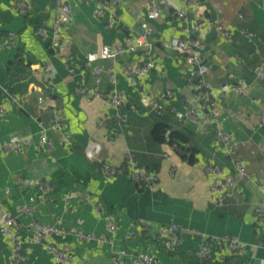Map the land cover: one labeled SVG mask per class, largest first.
I'll return each mask as SVG.
<instances>
[{
	"label": "crops",
	"instance_id": "obj_1",
	"mask_svg": "<svg viewBox=\"0 0 264 264\" xmlns=\"http://www.w3.org/2000/svg\"><path fill=\"white\" fill-rule=\"evenodd\" d=\"M20 1L0 0V143L21 134H32L34 143L19 151L0 150V204L12 214L21 205L35 206L32 214L18 219V231L25 241L23 264H67L56 262L45 246L27 242L26 225L33 219L46 224L60 221L62 228L103 238L85 241L67 235L51 239L79 264H111L114 249L149 253L160 264H264V228L255 214V208L264 204V127L258 124V115L264 111V79L256 73L264 59V0H200L197 13L187 20L179 18L169 4L158 19L149 20L143 11V18L137 20L134 12L149 0H118L117 11L124 22L116 29L106 28L105 21L95 17V0H69L73 19L64 33L67 51L78 66L74 75L48 42L36 35L40 24H49L56 16V0H31L27 15L19 14L16 4ZM173 2L186 8L182 0ZM201 17L222 22L231 30L230 39L215 30L207 33L199 52L209 66L205 78L219 103L223 129L239 144L245 143L232 154L217 142L219 126L212 113L200 108L195 66L168 45L173 36L198 37L194 24ZM145 24L153 28L154 59L163 66L131 86L122 68L142 62L144 50L116 58L103 56L101 49L123 43L127 37L139 38ZM96 67H113L118 75L116 86L107 74L96 76ZM242 82L249 85L246 92L230 91ZM82 85L98 88L103 97L87 102L76 91ZM114 88L127 100L119 109L108 100ZM168 90L173 93L171 98L165 95ZM149 92L164 102L161 111L144 102L143 94ZM186 107H193L199 119L185 117ZM2 108L6 113H1ZM57 109L73 136L71 145L52 128ZM117 114L124 115L125 121ZM158 121L188 135V146L195 151L193 162L190 154L183 157L168 142L154 139ZM43 129L56 143L50 152L39 144ZM90 142L101 145L95 159L86 151ZM127 153L134 155L139 166L156 172L157 181L151 185L134 182L124 161ZM207 158L233 175L235 160L246 166L247 173L238 179L237 191L227 198L226 206L216 204L205 167ZM108 159H114L124 173L107 178L101 162ZM37 178L53 186L48 194L51 199L44 203ZM97 201L115 219V232L108 230L105 215L95 212ZM172 222L181 226L180 242L173 252L166 249L159 233ZM195 231L237 237L247 244V251L237 258L227 249H214L211 260L201 263L197 259L201 240ZM11 257V244L0 234V264H11Z\"/></svg>",
	"mask_w": 264,
	"mask_h": 264
},
{
	"label": "built area",
	"instance_id": "obj_2",
	"mask_svg": "<svg viewBox=\"0 0 264 264\" xmlns=\"http://www.w3.org/2000/svg\"><path fill=\"white\" fill-rule=\"evenodd\" d=\"M81 2L90 3L92 0H79ZM96 8L94 10L95 17L103 19L105 21V27L108 29H116L124 22L123 14L117 11L120 6L118 0H95ZM186 4V8H181L173 0H149L144 4V8L134 12L135 18L141 20L144 16V12L149 20L158 19L161 14L163 7L167 4L173 6L174 13L185 20L191 13H197L200 6V0H182ZM119 4V5H118ZM17 9L20 15H27L31 8V0H22L18 2ZM57 14L53 21L49 24H40L36 28V35L43 41L48 42L49 46L55 50L58 56L61 58L65 66L69 69L70 73L74 75L78 66L73 60L72 54L67 51L66 37L64 28L73 19V10L69 0H56ZM189 29V27H187ZM194 28L199 31L198 37H191L184 39L181 37L173 36L168 41L170 48L178 55H185L187 62L190 65H194L193 74L196 76L197 85L195 86V92L199 101L200 108L206 112L212 113L215 121L218 123L219 129L217 133V142H222L224 148L227 149L229 154H232L236 149L245 143L239 144L238 141L233 139V135L223 129L222 126V115L218 101L211 95V86L206 81V74L209 72V66L205 62L204 58L200 55L199 49L202 46V40L207 33L212 30L217 31L223 38L230 39L231 30L230 28L219 21H209L205 18H200L194 24ZM141 34L139 38L127 37L125 42L116 43L115 45H105L101 49L103 56L112 55L114 57H122L128 53H133L139 48L144 50V59L142 62L136 65L126 66L122 68L121 74L127 80V82L134 86L139 78L146 76L154 68H162V64L155 61L154 59V43L155 40L152 36L153 28L149 25H142ZM190 30V29H189ZM243 32L251 36L249 30H243ZM188 33V32H187ZM13 37L15 34H12ZM8 48L11 45L7 46ZM2 48V46H0ZM96 76H100L103 73L107 74L109 81L113 86H116L118 82V75L113 67H96L93 70ZM257 76L260 79H264V59L257 68ZM249 89V85L245 82L235 84L231 86L230 91L235 93H244ZM76 91L80 94L87 102H91L96 98L103 97L102 92L98 88L89 86H77ZM223 92H227L225 88ZM143 100L147 106L152 109L161 111L164 108V102L161 101L159 96L155 92H149L143 94ZM165 95L168 98L173 96V93L168 90ZM14 101H17L16 97L12 96ZM110 104L119 109L121 106L127 103L125 96L122 92L114 88V90L108 95ZM1 113H6V109L2 108ZM121 121H125V116L117 114ZM184 116L192 120H198V112L193 107H186ZM258 124L260 127H264V111L258 115ZM52 128L62 133V141L65 144L71 145L73 143V136L66 131V126L62 120V112L57 109V117L52 123ZM34 143V136L32 134H21L12 136L8 141L0 143V150H15L19 151L31 146ZM39 144L42 148L48 152L52 151L55 147V140L48 136L47 130H41L39 134ZM218 148H220L218 146ZM101 145L97 142H90L87 147V154L90 158L95 159L97 153L100 151ZM264 149V148H263ZM129 174L134 182L144 185H151L158 179V175L154 171H150L147 168L138 165L134 155L127 153L124 157ZM102 173L109 179L114 178L122 173L124 169L116 164L114 159H108L101 162ZM206 171L211 177V189L215 195L216 204L218 206H226L227 198L233 197L237 191L238 179L242 178L247 172L246 166L243 161L235 160L236 173L233 175L226 171V169L216 164L211 158L206 160ZM36 186L40 188L43 195L41 200L46 202L49 198L48 194L53 189L52 184L43 178H37L35 180ZM264 193V183L262 186ZM9 192V190H7ZM33 202V198H30ZM69 207V206H68ZM94 210L99 215H105L107 220V228L110 232H115L118 226L115 219L110 214H105L104 206L101 201L94 203ZM35 211V206L32 204H24L19 206L17 213L12 214L9 210L5 209L0 204V234L5 236L11 244L12 257L11 264H23L25 259L23 248L24 239L18 231V219L24 214H32ZM255 214L264 228V204L255 208ZM60 221L54 224H46L40 220L33 219L26 225L27 231L29 232L26 238L27 242L35 243L45 246L48 254L54 257L58 263L67 264H79L75 263L69 251L65 248L58 246L53 239L54 236H76L79 240L85 241H103V238L89 232H84L77 229H65L59 226ZM179 231L181 226L172 222L169 225L162 227L159 231L161 237L165 242L166 249L168 251H175L180 242ZM195 234L200 237V245L197 252V259L201 262H207L211 260L214 249H227L230 255L242 258L247 251V244L237 237L225 235V236H214L205 232L195 231ZM127 261H131L134 264H160L158 258L149 253L139 252L136 254H130L125 249L112 250L110 256L111 264H126Z\"/></svg>",
	"mask_w": 264,
	"mask_h": 264
},
{
	"label": "trees",
	"instance_id": "obj_3",
	"mask_svg": "<svg viewBox=\"0 0 264 264\" xmlns=\"http://www.w3.org/2000/svg\"><path fill=\"white\" fill-rule=\"evenodd\" d=\"M153 137L159 143L168 142L183 157L190 154L191 162L194 161L195 151L188 146V135L181 130H171L170 125L166 121H158L155 124L153 128Z\"/></svg>",
	"mask_w": 264,
	"mask_h": 264
}]
</instances>
